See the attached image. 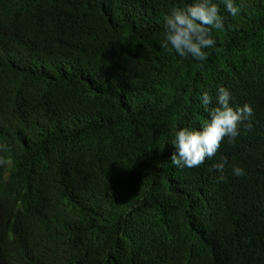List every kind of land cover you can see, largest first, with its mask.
<instances>
[{"label":"trees","instance_id":"trees-1","mask_svg":"<svg viewBox=\"0 0 264 264\" xmlns=\"http://www.w3.org/2000/svg\"><path fill=\"white\" fill-rule=\"evenodd\" d=\"M190 2L0 0V264H264V0H215L206 61L161 47ZM221 85L252 130L173 165Z\"/></svg>","mask_w":264,"mask_h":264},{"label":"clouds","instance_id":"clouds-1","mask_svg":"<svg viewBox=\"0 0 264 264\" xmlns=\"http://www.w3.org/2000/svg\"><path fill=\"white\" fill-rule=\"evenodd\" d=\"M222 2L232 16L240 12L234 0ZM134 14L135 12L127 18L125 24L133 21ZM10 16L8 6L0 9L1 19ZM213 29L219 31L224 29V17L215 0H191L184 6H173L165 18L161 47L169 52L174 50L182 57L190 55L198 61H206L208 53L205 49L215 48L216 45L211 36ZM230 100L231 92L223 85L216 90L215 106L210 107L213 105V97L208 92L202 94V106L209 113L210 119L205 120L199 129L185 126L174 130L171 145L175 151L170 157L173 165L180 168L199 167L206 159L216 155L225 137L228 138V143L235 144L236 138L241 134V126L245 134L252 130V106L245 103L242 107H234ZM4 143L5 141L0 138V150L6 151ZM226 163L227 158L222 157L221 162L212 165V169L221 172V180L224 179L222 173ZM10 164L11 158L0 156V170L4 177ZM245 174L243 168L239 166L233 168V175L242 177Z\"/></svg>","mask_w":264,"mask_h":264}]
</instances>
